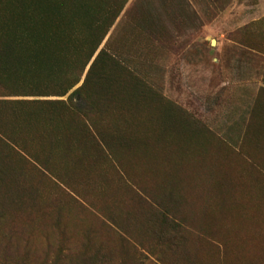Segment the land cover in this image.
Returning a JSON list of instances; mask_svg holds the SVG:
<instances>
[{
  "label": "rangeland",
  "instance_id": "rangeland-1",
  "mask_svg": "<svg viewBox=\"0 0 264 264\" xmlns=\"http://www.w3.org/2000/svg\"><path fill=\"white\" fill-rule=\"evenodd\" d=\"M0 169V264H264V0H0Z\"/></svg>",
  "mask_w": 264,
  "mask_h": 264
},
{
  "label": "trees",
  "instance_id": "trees-1",
  "mask_svg": "<svg viewBox=\"0 0 264 264\" xmlns=\"http://www.w3.org/2000/svg\"><path fill=\"white\" fill-rule=\"evenodd\" d=\"M97 59H98V57L94 60L92 66L90 68V71L93 69V66L95 65ZM36 166L39 167V169H41V170L44 169L43 166L40 164H36ZM2 179H3V171H2V169H0V180H2ZM171 222H173V221H171Z\"/></svg>",
  "mask_w": 264,
  "mask_h": 264
}]
</instances>
